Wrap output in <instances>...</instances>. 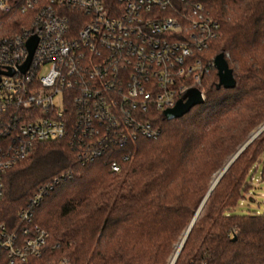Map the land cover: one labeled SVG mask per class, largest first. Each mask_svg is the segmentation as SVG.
<instances>
[{
    "label": "trees",
    "instance_id": "obj_1",
    "mask_svg": "<svg viewBox=\"0 0 264 264\" xmlns=\"http://www.w3.org/2000/svg\"><path fill=\"white\" fill-rule=\"evenodd\" d=\"M192 1L219 23L205 56L222 53L235 86L217 88L210 66L205 101L170 120L158 112L159 134L122 147L132 155L118 158L119 170L113 151L82 163L65 139L34 143L3 175L0 224L20 234L19 209L46 187L31 224L49 238L40 255L13 264H167L213 179L264 124V0ZM29 24L15 8L0 11V37ZM263 152L264 130L211 189L174 264H264V211H234ZM0 264H12L6 251Z\"/></svg>",
    "mask_w": 264,
    "mask_h": 264
},
{
    "label": "built area",
    "instance_id": "obj_2",
    "mask_svg": "<svg viewBox=\"0 0 264 264\" xmlns=\"http://www.w3.org/2000/svg\"><path fill=\"white\" fill-rule=\"evenodd\" d=\"M13 8L30 24L0 37V69L13 71L0 75V200L4 173L37 141L65 139L82 163L113 151L109 164L119 170L118 158L132 155L122 147L159 134L158 112L192 88L205 98L203 77L214 66L205 51L220 25L198 2L0 0L1 12ZM46 191L40 187L19 209L20 234L0 224V251L12 264L40 255L49 238L31 224Z\"/></svg>",
    "mask_w": 264,
    "mask_h": 264
},
{
    "label": "water",
    "instance_id": "obj_3",
    "mask_svg": "<svg viewBox=\"0 0 264 264\" xmlns=\"http://www.w3.org/2000/svg\"><path fill=\"white\" fill-rule=\"evenodd\" d=\"M36 43H37V37L36 36L30 37L26 42L27 49H28V55H27V59H26L25 63L20 67L21 71H23V72L28 68V65L30 63V60H31V57H32ZM213 64H214V67L217 71V76H218V83H217L216 87L220 88L222 86L224 88H233L235 86V80L233 78L232 70L228 67L227 61L224 58V55L222 53H219L214 57ZM3 73L12 74L13 71L11 69H9L8 71L4 72L0 69V75ZM204 101H205V99L202 98L200 91L198 89L192 88L186 93L184 98L178 100L172 108L167 109L164 112V116L168 120L181 117L185 113H187L193 106L198 105V104H202ZM262 130H264V124L260 128L256 129L249 136V138L239 147V149L228 159V161L225 163L224 167L219 171V173L213 179L207 193L203 197V199H202L201 203L199 204L198 208L196 209L190 223L188 224L187 228L185 229L183 236L181 237L180 242L177 245V248H176L175 253L173 255V259L171 260V262L169 264H174L178 254H179V252H180V250L184 244V241L187 238V236L190 232V229H191V227H192V225H193L204 201L206 200L207 196L209 195L211 189L217 183V181L222 176V174L227 169V167L230 165V163L238 156V154L257 135H259L262 132ZM57 264H60V263H57Z\"/></svg>",
    "mask_w": 264,
    "mask_h": 264
},
{
    "label": "rangeland",
    "instance_id": "obj_4",
    "mask_svg": "<svg viewBox=\"0 0 264 264\" xmlns=\"http://www.w3.org/2000/svg\"><path fill=\"white\" fill-rule=\"evenodd\" d=\"M264 169V152L260 156V161L258 162V165L256 169H254V172L252 174V185L249 188L248 192L245 195L244 200L241 201L239 205H237L234 209L235 212L243 213L248 211H257V212H263L264 211V172L262 173V170ZM183 236V234L180 236ZM180 239L178 243H176V247L173 251V253L170 255L168 259V263L171 262L173 259V255L175 253V250L177 248V245L180 242Z\"/></svg>",
    "mask_w": 264,
    "mask_h": 264
}]
</instances>
